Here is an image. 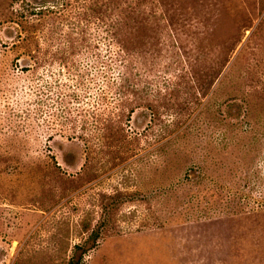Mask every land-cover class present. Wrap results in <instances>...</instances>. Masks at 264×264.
I'll list each match as a JSON object with an SVG mask.
<instances>
[{
  "label": "rangeland",
  "instance_id": "374dc122",
  "mask_svg": "<svg viewBox=\"0 0 264 264\" xmlns=\"http://www.w3.org/2000/svg\"><path fill=\"white\" fill-rule=\"evenodd\" d=\"M97 228L83 264H264L261 0H0V264Z\"/></svg>",
  "mask_w": 264,
  "mask_h": 264
},
{
  "label": "trees",
  "instance_id": "16d2710c",
  "mask_svg": "<svg viewBox=\"0 0 264 264\" xmlns=\"http://www.w3.org/2000/svg\"><path fill=\"white\" fill-rule=\"evenodd\" d=\"M261 7L264 10V0H261ZM123 80V79H121ZM114 95L117 96V99L121 98V96L124 95L122 86L119 85V87H116V90H114ZM101 98L103 99V101H107V92H103ZM86 229V228H85ZM100 236V229H93L91 230L90 235L88 236V238L83 242L82 245L76 244L73 247V251L69 257V260L66 264H83L84 262V255L85 253H87V251H89L90 249H92V245L96 244L97 239ZM87 245V246H86Z\"/></svg>",
  "mask_w": 264,
  "mask_h": 264
}]
</instances>
